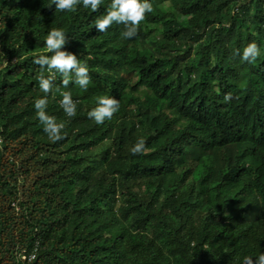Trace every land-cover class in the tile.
Here are the masks:
<instances>
[{"label":"trees","instance_id":"1","mask_svg":"<svg viewBox=\"0 0 264 264\" xmlns=\"http://www.w3.org/2000/svg\"><path fill=\"white\" fill-rule=\"evenodd\" d=\"M165 1L174 11L151 0L127 39L123 24L95 28L111 0L95 12L0 0V264H255L264 253V0ZM57 28L87 90L75 69L34 63L54 54ZM252 42L248 63L237 52ZM105 95L120 107L98 125L88 112ZM43 96L65 124L54 142L34 107Z\"/></svg>","mask_w":264,"mask_h":264},{"label":"clouds","instance_id":"2","mask_svg":"<svg viewBox=\"0 0 264 264\" xmlns=\"http://www.w3.org/2000/svg\"><path fill=\"white\" fill-rule=\"evenodd\" d=\"M52 3L61 12L65 10L73 11L81 4V0H52ZM101 3L102 0H82V6L93 12L97 11ZM152 10L151 0H111L106 14L96 19L95 28L99 32H106L114 23L123 24L127 29L123 32V37L131 39L137 35L139 25L145 20L146 13H150ZM65 43L66 38L63 30L59 28L51 30L46 36L45 44L47 50L54 54L51 57L41 55L34 63L41 66L47 65L50 69H56L65 73L75 69V83L80 88L87 90L90 83L88 68L86 65H81L73 54L60 51ZM259 54L260 50L255 42L249 43L243 49L242 53L239 50L237 52V55H240L241 59L248 63L254 62ZM68 83V79L63 81L65 86ZM39 87L43 93L47 94L51 90L50 81L41 78L39 80ZM60 104L63 106V110L68 117H74L77 114V104L74 103L70 92H64L62 94ZM46 105L47 97L43 96L36 100L34 107L37 110V117L43 125V131L54 142L62 139L65 124L62 122L58 123L55 117L49 116L44 110ZM119 107L120 103L115 97L108 95L100 96L97 99V106L88 112V117L98 125L103 124L106 120H110L114 116L119 110ZM144 149L145 142L141 139L135 143L130 151L135 155L142 153ZM243 264H254V260L249 256H245L243 258ZM255 264H264V253H259Z\"/></svg>","mask_w":264,"mask_h":264},{"label":"rangeland","instance_id":"3","mask_svg":"<svg viewBox=\"0 0 264 264\" xmlns=\"http://www.w3.org/2000/svg\"><path fill=\"white\" fill-rule=\"evenodd\" d=\"M155 3H158L159 5H161V7L165 10V11H170L173 12L174 10L171 8V5L169 2L165 1V0H155Z\"/></svg>","mask_w":264,"mask_h":264},{"label":"built area","instance_id":"4","mask_svg":"<svg viewBox=\"0 0 264 264\" xmlns=\"http://www.w3.org/2000/svg\"><path fill=\"white\" fill-rule=\"evenodd\" d=\"M235 11H236V9H235ZM24 258H25V257H22V259H24ZM31 258H33V256H31L30 259H31Z\"/></svg>","mask_w":264,"mask_h":264}]
</instances>
